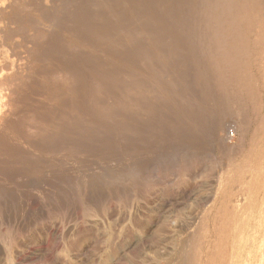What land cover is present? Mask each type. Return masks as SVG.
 I'll use <instances>...</instances> for the list:
<instances>
[{"label":"rangeland","instance_id":"rangeland-1","mask_svg":"<svg viewBox=\"0 0 264 264\" xmlns=\"http://www.w3.org/2000/svg\"><path fill=\"white\" fill-rule=\"evenodd\" d=\"M67 1L84 43L43 51L44 95L0 122V264H264V67L240 0Z\"/></svg>","mask_w":264,"mask_h":264},{"label":"bare ground","instance_id":"bare-ground-1","mask_svg":"<svg viewBox=\"0 0 264 264\" xmlns=\"http://www.w3.org/2000/svg\"><path fill=\"white\" fill-rule=\"evenodd\" d=\"M87 1V0H84V2ZM96 1V0H94ZM113 1V0H112ZM118 1V0H117ZM116 1V3H118ZM121 1V0H120ZM131 1V0H130ZM204 1V0H203ZM208 1V0H207ZM219 1V0H218ZM97 2V1H96ZM102 2H104V0H102ZM109 3V1H107ZM105 2V4L107 3ZM126 2V1H125ZM253 0H240V7L242 9L245 10V12L253 19V21L257 24V36H256V44L258 45L260 51H261V55H260V59H261V62L263 64V67H264V16L261 15L262 11L264 10L263 8L264 7H261L260 4H253L252 3ZM68 3L67 0H0V122L3 123V121H7V118H10L11 116L13 117V115H17L18 119H16V121L18 120H21L22 115H25L23 114V112H21L23 109V104H24V100H26V98L29 96L30 97H33V99L31 100H34V97L37 95L38 92H41V95H44V91L42 90L43 87L40 86L42 89H39V86H37L38 84H41V82L39 83L37 80H38V77L42 76V75L39 73V71H41V69L39 70V67L41 66L40 65V56L41 54H44L45 51H51L50 53H54L53 51H55V53L57 52V48H61L63 50V47L64 48H70L72 49V45H73V49H74V46H76L75 44L77 43L79 45V43H84V40L83 42H81V39H78L80 40V42H77L78 40L74 39L73 40V37L68 35L69 31L66 27H64V24L66 25V21L64 22V24H60V20L62 19H59V10H60V7H64L66 4ZM74 3V2H73ZM80 3V2H79ZM86 4H88V2H85ZM78 4V3H77ZM81 4V3H80ZM83 4L82 3V7H83ZM98 4V3H97ZM203 4V2H202ZM262 4V3H261ZM79 5V4H78ZM92 5V4H91ZM94 5V4H93ZM109 5V4H107ZM114 5V4H113ZM80 6V5H79ZM80 6V7H81ZM73 7V6H72ZM76 7V6H75ZM86 7V6H85ZM90 7V6H89ZM100 7V6H99ZM98 5H97V8H96V11L97 9H99ZM107 7V6H106ZM66 8V6H65ZM69 8H70V4H69ZM67 8V10L69 9ZM74 8V7H73ZM84 8V7H83ZM105 8V7H104ZM109 8V7H108ZM106 8V9H108ZM116 8V5L115 7ZM113 8V9H114ZM230 8V3L228 0H221V4H220V7H218L217 9L218 10H222L223 12L228 10ZM59 9V10H58ZM76 10V8H74ZM78 9V7H77ZM102 9V8H101ZM110 9V8H109ZM64 10V9H63ZM81 10V9H80ZM85 10V9H84ZM94 10V8H93ZM100 10V9H99ZM212 10V9H211ZM66 12V10H64ZM63 11V12H64ZM69 11V10H68ZM89 11V10H87ZM103 11V9H102ZM109 11V10H108ZM235 11V10H234ZM64 12V14H66ZM77 13V11H75ZM79 12V10H78ZM85 12V11H84ZM101 12V11H100ZM80 13V12H79ZM83 13V12H82ZM113 13V11H112ZM61 14H62V9H61ZM68 14V13H67ZM217 14V13H215ZM69 15V14H68ZM72 15V14H71ZM74 15H77V14H74ZM62 16V15H61ZM81 15L79 14L78 17H80ZM83 16V14H82ZM225 16V15H224ZM217 17V16H216ZM227 17V16H226ZM66 18V17H65ZM70 18V17H69ZM73 18V17H72ZM76 18V17H74ZM73 18V19H74ZM86 18H87V15H86ZM85 18V19H86ZM229 18V17H228ZM67 19H68V16H67ZM71 19V18H70ZM79 19V18H78ZM84 19V20H85ZM63 20V19H62ZM72 20V19H71ZM69 21V19H68ZM67 21V22H68ZM72 21H75L72 20ZM82 21V19H81ZM78 22V21H77ZM85 22V21H84ZM80 23V22H79ZM87 23V21H86ZM228 23V22H227ZM68 24V23H67ZM75 24V23H74ZM218 24V22H217ZM77 25V24H76ZM226 25V23H225ZM95 26V25H94ZM208 26V25H207ZM218 26V25H217ZM72 27V26H71ZM74 28L76 26H73ZM79 27V26H77ZM69 28V27H68ZM76 29V28H75ZM217 29V27H216ZM224 29V28H223ZM100 31V30H99ZM211 33V32H210ZM76 34V33H75ZM88 34V33H87ZM91 34V33H89ZM85 35V34H84ZM76 37V36H75ZM78 38L80 37L77 35ZM83 37V35H82ZM84 39H87L84 37ZM92 39H94L92 37ZM91 39V40H92ZM88 40V39H87ZM76 41V42H75ZM90 41V40H88ZM93 41V40H92ZM107 41V40H106ZM105 41V42H106ZM75 42V43H74ZM86 42V41H85ZM86 44V43H85ZM95 44V42L93 43ZM93 44L90 43V47H92L91 49H97V47H93ZM89 45V42L88 44ZM87 48H89V46H87ZM101 45V44H100ZM106 45V44H105ZM108 45V44H107ZM69 46V47H68ZM95 46H97L95 44ZM83 47V45L81 44V48ZM85 47V45H84ZM85 47V48H86ZM107 47V46H106ZM216 47V46H215ZM69 48V49H70ZM84 48V51H86ZM102 48H105L104 46H102ZM109 48V47H108ZM75 49H77V47H75ZM79 49V48H78ZM83 49V48H82ZM81 50V49H80ZM91 50V51H92ZM99 49H97L96 51H98ZM44 51V52H43ZM59 51L61 52V50L59 49ZM58 51V52H59ZM89 51V50H88ZM87 51V53H88ZM112 51V49H111ZM57 52V53H58ZM59 52V53H60ZM90 52V51H89ZM46 53V52H45ZM49 53V54H50ZM58 53V54H59ZM63 53V51L61 52ZM66 52H64L65 54ZM93 53V51H92ZM99 53V52H98ZM105 53V52H104ZM48 54V53H47ZM48 54V55H49ZM51 54V56H52ZM57 54V56H58ZM91 54V53H90ZM97 54V53H96ZM54 55V54H53ZM56 55V54H55ZM60 55V54H59ZM66 55V54H65ZM68 55V54H67ZM86 55V54H85ZM44 57L47 56L46 54L43 55ZM50 56V55H49ZM62 56V55H61ZM61 56L59 58H61ZM96 56V55H95ZM111 56V55H110ZM56 57V56H55ZM68 57V56H67ZM92 57V56H91ZM112 57V56H111ZM53 58V56H52ZM50 57V59H52ZM57 58V57H56ZM56 58L53 59V63H54V60H56ZM63 57V60H65ZM42 59V57H41ZM47 59V58H46ZM45 59V61H46ZM97 59V58H96ZM87 60V59H86ZM50 60H48L49 62ZM65 61H68V63H70L71 61L68 59V60H65ZM70 61V62H69ZM225 61V60H224ZM44 62V61H43ZM60 62V61H59ZM74 62V61H72ZM45 63V62H44ZM47 63V61H46ZM45 63V64H46ZM52 63V61L50 62ZM64 65L66 62H63ZM93 63V61H92ZM56 64V63H54ZM52 64V65H54ZM61 64V63H60ZM81 64V63H80ZM84 64V63H83ZM49 66V64H47ZM47 65L45 66H41L42 67V70L43 69H48ZM72 66V64H70ZM73 67V66H72ZM79 67V66H78ZM70 68V67H69ZM74 68H75V65H74ZM77 68V67H76ZM62 69H64V67H62ZM82 69V68H81ZM60 70V68H59ZM64 69V72L67 71V74H68V70ZM75 70V69H74ZM79 70V69H78ZM48 71V70H47ZM53 71V70H52ZM86 71V70H85ZM262 71V70H261ZM60 72V71H59ZM58 72V73H59ZM63 72V73H64ZM96 72V71H94ZM48 73V72H46ZM89 73V72H87ZM53 74V73H52ZM55 74L56 75H59L56 73L55 71ZM73 74V73H72ZM71 74V75H72ZM91 74V72H90ZM97 74V73H95ZM40 75V76H39ZM45 75V74H44ZM93 75V74H92ZM48 76V75H47ZM64 76V75H63ZM86 76V75H85ZM88 76V75H87ZM86 76V77H87ZM90 76V75H89ZM54 77H56L54 75ZM62 77V76H60ZM59 77V78H60ZM66 77V76H65ZM83 77V76H82ZM41 78V77H40ZM43 78V77H42ZM84 78V77H83ZM96 78V77H95ZM62 79V78H60ZM71 79V78H70ZM81 79V78H79ZM53 80V79H52ZM57 80V79H56ZM78 80V78H77ZM48 82V80H45ZM55 81V79H54ZM59 81V79H58ZM68 81V79H67ZM95 81H97L95 79ZM50 82V81H49ZM43 83V82H42ZM46 83V82H45ZM57 83V82H56ZM63 83V82H61ZM49 84V83H48ZM47 84V85H48ZM70 84V83H69ZM50 85V84H49ZM49 85H48V88L46 89L45 87V90L46 91H49L51 89H49ZM55 85V84H54ZM61 85V84H60ZM97 85V84H96ZM53 86V84H52ZM78 86V85H77ZM82 86V85H80ZM95 86V85H94ZM99 86V85H98ZM63 87V86H61ZM71 87V86H69ZM79 87V86H78ZM83 87V86H82ZM100 87V86H99ZM51 88V87H50ZM68 88V86H67ZM72 88V87H71ZM74 88V87H73ZM72 88V89H73ZM95 88V87H94ZM97 88V87H96ZM59 89V87H58ZM78 89V88H77ZM54 90V89H53ZM64 90V88H63ZM62 90V91H63ZM74 90V89H73ZM82 90V89H80ZM79 90V91H80ZM93 90V89H92ZM96 90V89H95ZM100 90V89H99ZM43 91V92H42ZM58 91V90H57ZM60 93H61V90H59ZM67 91V89H65V92ZM54 92V91H53ZM56 92V91H55ZM64 92V91H63ZM68 92V91H67ZM82 92V91H81ZM99 92V91H98ZM101 92V91H100ZM43 93V94H42ZM72 93V92H70ZM39 94V93H38ZM51 94V93H50ZM58 94V93H57ZM66 93H64L65 95ZM27 95V97L25 96ZM59 95V94H58ZM61 95H63L61 93ZM68 95H72V94H68ZM76 95V94H75ZM74 95V96H75ZM40 96V94H39ZM47 96V95H45ZM57 96V95H56ZM80 96V95H79ZM42 97V96H41ZM62 97V96H61ZM76 97V96H75ZM82 98V96H80ZM78 98V97H77ZM80 98V100H81ZM99 98V97H98ZM43 99V98H41ZM54 99H55V96H54ZM64 99V98H63ZM74 99V98H72ZM79 99V98H78ZM27 100H29L27 98ZM40 100V99H39ZM44 100V99H43ZM52 100V99H51ZM60 100V99H59ZM65 100V99H64ZM69 100V99H68ZM76 100V98L74 99ZM74 100L72 101L74 103ZM79 100V101H80ZM94 101H96L95 99H93ZM100 100V99H98ZM41 101V100H40ZM45 101V100H44ZM50 101V100H49ZM54 101V100H53ZM61 101V100H60ZM59 101V102H60ZM63 101V100H62ZM92 101V100H91ZM141 101V100H140ZM139 101V102H140ZM36 102V101H34ZM64 102V101H63ZM66 102V101H65ZM71 102V101H70ZM33 103V102H32ZM44 103V102H43ZM46 103V102H45ZM51 103V102H50ZM82 103H84V101H82ZM93 103V102H92ZM135 103V102H134ZM134 103H132V105H135ZM55 104V103H54ZM98 104V103H97ZM96 104V105H97ZM101 104V102H100ZM26 105V103H25ZM28 106V105H26ZM31 104H29L30 106ZM40 105V103H39ZM38 105V106H39ZM45 105V104H44ZM43 105V106H44ZM50 105V104H49ZM56 105V104H55ZM59 105V104H58ZM72 105L73 107V104H70ZM69 105V106H70ZM75 105V104H74ZM50 106H53L52 104ZM61 106V105H60ZM77 106V105H76ZM79 106V105H78ZM77 106V108H78ZM80 106H83V105H80ZM99 106V105H97ZM136 106V105H135ZM140 107V105H138ZM19 107V109H18ZM37 107V106H36ZM40 107V106H39ZM38 107V108H39ZM64 107H67L64 106ZM33 109L32 106H30V108L26 107V109ZM55 108V107H54ZM61 108V107H60ZM71 108V107H70ZM75 108V107H74ZM31 109V110H32ZM49 109V107H48ZM51 109V108H50ZM63 110V108H61ZM60 109V110H61ZM68 109V108H67ZM66 109V110H67ZM28 110V111H29ZM53 110V109H52ZM57 110V109H56ZM55 110V112H56ZM59 110V109H58ZM65 110V109H64ZM63 110V111H64ZM26 111V110H25ZM45 111V110H44ZM54 111V110H53ZM69 111V110H68ZM80 111V110H79ZM83 112L85 110H82ZM35 112V111H34ZM41 112V111H40ZM50 112V111H49ZM74 113H76V111L74 110L73 111ZM73 112H70L71 114ZM22 115H21V114ZM24 113H27L24 112ZM32 113V111H31ZM38 113V111L36 112ZM48 113V112H47ZM59 113V111H58ZM62 113V111L60 112ZM69 113V114H70ZM19 114H20V118H19ZM53 114V113H52ZM56 114V113H54ZM66 114V112H65ZM77 114V113H76ZM81 115H84L82 114V112L80 113ZM28 115V113L26 114V116ZM31 115V114H30ZM36 115V114H35ZM38 115V114H37ZM41 115V114H40ZM73 115V114H72ZM29 116V115H28ZM32 116V115H31ZM47 117V115H45ZM55 116V115H53ZM61 116V115H60ZM64 116V115H63ZM76 116V115H75ZM79 116V115H78ZM42 117V116H41ZM52 117V116H51ZM69 117V116H68ZM82 117V116H81ZM25 118V117H24ZM44 118V117H43ZM61 117H59L60 119ZM67 118V117H66ZM65 118V119H66ZM76 118V117H74ZM73 118V120H74ZM80 118V116H79ZM14 119V117H13ZM13 119H9L10 120V125L11 123L14 121ZM53 119V118H52ZM58 119V118H57ZM64 119V117H63ZM9 120L7 122H9ZM11 120H13L11 122ZM23 120V118H22ZM29 120V119H28ZM78 120V119H77ZM15 121V123H16ZM17 121V122H18ZM24 121V120H23ZM22 121V122H23ZM61 121V119H60ZM69 121V120H68ZM72 121V119H71ZM76 121V120H75ZM20 122V121H19ZM29 122H31L29 120ZM47 122V120H46ZM62 122V121H61ZM60 122V123H61ZM66 122V121H65ZM82 122V121H81ZM21 123V122H20ZM19 123V124H20ZM32 123H36V122H32ZM55 123V122H54ZM8 124V123H7ZM6 124V125H7ZM13 124V123H12ZM17 124V123H16ZM56 124V123H55ZM59 124V123H58ZM4 123L1 125V128L3 127ZM31 125V124H30ZM50 125H53L52 122ZM74 125V124H73ZM78 125V124H77ZM14 126V125H13ZM34 126V125H33ZM42 127V125H39ZM46 126V125H45ZM44 126V127H45ZM48 126V125H47ZM57 126V125H55ZM79 126V125H78ZM8 127V126H7ZM11 127V126H10ZM29 127V126H28ZM35 127V126H34ZM40 127V128H41ZM52 127V126H51ZM50 127V128H51ZM57 127H60V126H57ZM15 128V127H14ZM19 128V127H18ZM17 128V129H18ZM47 128V127H46ZM7 129V130H6ZM20 129V128H19ZM43 130L45 128H42ZM2 130H6L9 132H11L8 128H5V129H2ZM1 130V131H2ZM32 130V128H31ZM49 130V128H48ZM58 130V129H56ZM47 131V130H46ZM16 132V131H15ZM26 132V131H24ZM30 132V131H29ZM28 132V133H29ZM37 132V131H35ZM39 132V131H38ZM32 133V131H31ZM43 133V132H42ZM40 133V134H42ZM3 134V132H2ZM5 134V133H4ZM7 134V133H6ZM5 134V135H6ZM16 134V133H15ZM27 134V133H25ZM33 134V133H32ZM4 135V136H5ZM4 136H1V137H4ZM18 136V135H17ZM42 136V135H41ZM25 137V136H23ZM8 138V137H7ZM16 138V137H14ZM27 138H30L27 137ZM1 139V138H0ZM17 139V138H16ZM31 139V138H30ZM2 140V139H1ZM6 138H4V142H5ZM14 140V139H13ZM10 141V140H9ZM15 141V140H14ZM17 141V140H16ZM15 141V142H16ZM30 141V140H29ZM3 142V141H2ZM14 142V143H15ZM19 142V141H18ZM17 142V143H18ZM25 143V142H24ZM1 144V143H0ZM13 144V143H12ZM18 145V144H17ZM2 146V145H0ZM12 147V146H10ZM19 147V146H18ZM1 151V150H0ZM3 153V151H1ZM0 153V154H2ZM1 166V165H0ZM4 167V166H3ZM246 168V167H245ZM16 169V168H15ZM3 171V170H2ZM13 171V170H12ZM246 171V170H245ZM7 172V171H5ZM11 172V171H10ZM244 172V171H243ZM2 173V172H1ZM1 177V176H0ZM247 177V176H246ZM246 182V181H245ZM231 190V189H230ZM232 191H235V190H232ZM246 191V190H245ZM230 193V192H229ZM232 201V200H231ZM235 202V201H234ZM220 223V222H219ZM185 245V244H184ZM183 245V246H184ZM189 245V244H188ZM186 245V246H188ZM181 246V245H180ZM183 248V247H182ZM185 249V248H184ZM183 249V250H184ZM187 249V248H186ZM185 251V250H184ZM185 253V252H184ZM184 255V254H183ZM192 257V256H191ZM186 258V257H185ZM190 262V261H189ZM188 262V263H189ZM168 263H172V262H168ZM179 263H184L183 262H178L176 264H179ZM259 264H263V259L261 258Z\"/></svg>","mask_w":264,"mask_h":264}]
</instances>
